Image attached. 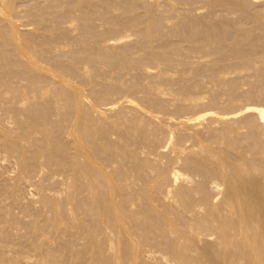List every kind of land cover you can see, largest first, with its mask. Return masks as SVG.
Returning a JSON list of instances; mask_svg holds the SVG:
<instances>
[{
  "label": "rangeland",
  "instance_id": "374dc122",
  "mask_svg": "<svg viewBox=\"0 0 264 264\" xmlns=\"http://www.w3.org/2000/svg\"><path fill=\"white\" fill-rule=\"evenodd\" d=\"M260 108L264 0H0V264H129L151 237L136 264H222L226 201L264 184Z\"/></svg>",
  "mask_w": 264,
  "mask_h": 264
},
{
  "label": "bare ground",
  "instance_id": "6f19581e",
  "mask_svg": "<svg viewBox=\"0 0 264 264\" xmlns=\"http://www.w3.org/2000/svg\"><path fill=\"white\" fill-rule=\"evenodd\" d=\"M259 115H260L262 121L264 122V108H260V109H259ZM193 147H194V146H193ZM185 149H186V147L183 148V150L179 148L178 151H179V150H180V151H181V150H182V151H187V150H185ZM188 149L192 150V148H188ZM194 150L196 151L195 148H194ZM194 150L190 151V153H192ZM180 151H179V152H180ZM195 151H194V152H195ZM198 151H199V150H198ZM209 151H211V150H208L206 153H208ZM188 152H189V151H187V153H188ZM182 153H183V152H182ZM182 153H181V154H182ZM185 153H186V152H185ZM201 153H202V152H201ZM209 153H211V152H209ZM209 153H208V154H209ZM197 154H198V153H197ZM208 154H207V155H208ZM198 155H199V154H198ZM202 155H205V156H206V154H202ZM209 155H210V154H209ZM209 155H208V156H209ZM213 155H214V154L212 153L211 156H213ZM200 156H201V155H200ZM214 156H215V155H214ZM201 157H202V156H201ZM203 157H204V156H203ZM204 158H207V159H208V157H204ZM212 158H213V157H212ZM212 158H211V159H212ZM209 159H210V157H209ZM173 172H175V175H176V171H173ZM173 176H174V173H173ZM176 177H177V176H176ZM173 179H175V177H174ZM192 179H193V178H192ZM175 181H177V180H175ZM214 181H215V180H214ZM215 182H216V181H215ZM217 183H218V182H217ZM263 185H264V184H263ZM263 185H262V188L260 187L259 192H258V190H256V188H254L255 186H254V187H250V188H249V189H250V190H249V193H244V194L247 195L246 199H239V198L237 197L239 200H238L236 203L234 202V203H235V207L233 206V204H232L231 201H229V200L226 201V200H225L226 203L229 202V204L232 205V209H233V210L237 209L236 212H238V210H239V215H238V216H237V213H236V212H233V213H236V214H235V215H236L235 221H237L234 225H233L234 222H233L232 224L229 222L230 225L228 226V222H226V220H227V218L230 216V214H229V216H228V215H225L226 212L224 211L225 213H223V214L225 215V216H224V217H225V222H226L227 224L224 223V222H222V221H223L222 219H218V220H221V222H222V228L220 227L221 230H220V228H219L220 225H219L218 227H216L217 222H216V224H215L214 226H212L213 228L216 227V229L219 228V230H220L219 232L216 230V231H217V234L215 233L216 235H218V238H217V236H216V238H217V240H218L219 243H220L221 241H223V240H226L227 238L229 239L228 243L226 242L227 244L224 243L225 245L228 246L229 249L231 248V246H234L233 242L230 243V241H232V240L234 239V237H233V239L231 238V237H232V230H231V228H234V231L239 232L238 234H240V236H241V237H240V238H241V242H240L241 246H239L238 249H237V250L239 251L238 254H237V251H235V249H234V252H236V254L238 255V256H236L237 258L242 259V260L245 261L247 264H264V186H263ZM213 187H214V186H213ZM246 187H248V186H247V185L244 186L243 189L240 188V189H239L240 192L238 191L237 195H238L239 193L241 194V193L244 191V188H246ZM211 188H212V187H211ZM233 188H234V189H233ZM233 188H232L231 190H232V191H235L236 188H235V187H233ZM114 190H115V189H114ZM114 190H113V192H114ZM213 190H214V189H213ZM229 190H230V189H229ZM237 190H238V189H237ZM216 191H218V190H216ZM232 191H231V194H232ZM219 192H220V191H219ZM229 192H230V191H229ZM236 192H237V191H236ZM236 192H235V195H236ZM168 193H169V192H168ZM217 193H218V192H217ZM217 193H215V194H217ZM229 194H230V193H229ZM233 194H234V193H233ZM240 194H239V195H240ZM164 196H165V195H164ZM164 196H163V197H164ZM170 196H171V195H170ZM215 196H216V195H215ZM217 196H219V195L217 194ZM217 196L215 197L216 199L218 198ZM233 196H234V195H233ZM112 197H113V196H112ZM167 197H168V196H167ZM213 198H214V197H213ZM215 198H214V199H215ZM214 199H213V200H214ZM218 199H219V198H218ZM169 200H170V199H169ZM115 201H116V200H115ZM170 201H172V198H171ZM215 201H216V200H215ZM113 202H114V201H113ZM199 202H200V201H199ZM114 203H115V202H114ZM169 203H170V202H169ZM204 203H205V202H204ZM222 203H225V202H222ZM110 204H111V203H110ZM115 204H116V203H115ZM166 204H167V203H166ZM108 205H109V204H108ZM116 205H117V204H116ZM170 205H172V204H170ZM202 205H203V204H202ZM215 205H216V204H215ZM113 206H114V204H113ZM113 206H112V207H113ZM117 206H119V205H117ZM168 206H169V205H168ZM208 206H210V205H208ZM218 206H220V205H218ZM218 206H217V207H218ZM192 207H193V206H192ZM195 207H196V206H195ZM203 207H204V206H203ZM226 207H227V205H226ZM190 208H191V207H190ZM190 208H189V209H190ZM207 208H208V207H207ZM214 208H216V207H214ZM222 208L224 209V207H222ZM227 208H228V207H227ZM111 209H112V208H111ZM119 209H120V207L117 209V210H118V213H119ZM187 209H188V208H187ZM189 209H188V210H189ZM212 209H213V208H212ZM212 209H211V211H212ZM225 209H226V208H225ZM225 209H224V210H225ZM230 209H231V208H230ZM230 209H229V210L226 209V210H227V211H230ZM115 210H116V207H115ZM115 210H114L113 212H115ZM192 210H194V212L197 214V211H198V210H196V208L194 209V207H193ZM204 210H205V209H204ZM206 210H207V209H206ZM214 210H215V209H214ZM214 210H213L212 212H215ZM216 210H218V208H217ZM199 211H201V210L199 209ZM209 211H210V210H209ZM209 211H208V212H209ZM219 211H221V210L219 209ZM188 212H189V211H188ZM230 212H232V211H230ZM116 213H117V212H116ZM192 213H193V212H192ZM192 213H191V214H192ZM195 213L192 214V215H194V219H192V218L190 217V218L192 219V221H191V222H192L191 227L193 226V227L195 228V229L192 228V230H194V231L197 230V229H196L195 222H193V220H195V216H196ZM206 213H207V212H206ZM209 213H210V215H211V212H209ZM216 213H217V212H216ZM216 213H215V214H216ZM218 213H219V212H218ZM233 213H232V214H233ZM114 214H115V213H114ZM119 214H120V213H119ZM185 214H186V213H185ZM200 214H201V213H200ZM204 214H205V213H204ZM215 214H214V215H215ZM221 214H222V212H221ZM221 214L219 213L220 216H219V215H217V216H219V218H220V217H221ZM227 214H228V213H227ZM188 215H189V214H188ZM201 215H202V214H201ZM201 215H200V216H201ZM233 215H234V214H233ZM203 216H204V215H203ZM217 216H216V217H217ZM226 216H228V217L226 218ZM231 216H232V215H231ZM231 216H230V217H231ZM114 217H115V216H114ZM192 217H193V216H192ZM208 217H210V216H208ZM224 217L222 216L223 219H224ZM119 218L124 219V217H121V216H120V217L118 216V219H119ZM185 218H186V216H185ZM196 218H197V217H196ZM199 218H200V217H199ZM199 218H198V219H199ZM232 218H233V217H232ZM118 219H116V220H118ZM186 219H188V218H186ZM204 219H205V218H204ZM214 219H217V218L214 217ZM228 219H229V218H228ZM116 220H114V221H116ZM182 220L185 221V219H182ZM202 220H203V219H202ZM207 220H208V219H207ZM230 220H231V219H230ZM119 221H120V220H119ZM119 221H117L116 223L121 224L122 221H121V222H119ZM184 221H183V223H184ZM188 221H189V220H188ZM188 221H186V222L188 223ZM199 221H200V219H199ZM215 221H217V220H215ZM191 222H189V223H191ZM200 222H201V221H200ZM202 222H203V221H202ZM218 222H219V221H218ZM231 222H232V221H231ZM122 223H123V222H122ZM179 223H180V222H179ZM205 223H206V222H205ZM207 223L209 224V221H208ZM210 223H211V222H210ZM123 224H124V223H123ZM193 224H194V225H193ZM198 224H199V223H197V225H198ZM219 224H220V223H219ZM236 224H237V227H233V226H236ZM125 225H126V224H125ZM125 225H124V226H125ZM176 225H177V224H176ZM176 225H175V226H176ZM186 225H187V224H186ZM201 225H204V224H201ZM206 225H207V224H206ZM124 226L122 227V224H121L122 229L127 227V226H126V227H124ZM175 226H171V229L173 228V229L175 230V232L177 233V232L179 231L180 228H178V231H176L177 229L174 228ZM184 226H185V225H184ZM210 226H211V225H210ZM225 226L228 227L229 229L225 228ZM113 227H115V226L113 225ZM121 227L119 228V232H121V230H120ZM150 227H151V226H150ZM180 227H181V226H180ZM197 227L199 228L200 226H197ZM203 227H204V226H203ZM208 227H209V226H208ZM212 227H210V229H211ZM107 228L109 229L110 226L107 227ZM116 228H117V227H116ZM148 228H149V227H148ZM169 228H170V227H169ZM169 228L167 227L166 229L169 230ZM182 228H183V227H182ZM184 228H185V227H184ZM187 228H189V226H188V227L186 226L185 230H186ZM128 229H129V228H128ZM128 229H126V231L128 232V235H129L130 232H129ZM150 229H151V228H150ZM173 229H172V231H174ZM208 229H209V228H208ZM114 230H115V229H114ZM136 230H137V229H136ZM147 230H148V229H147ZM189 230L191 231V229H189ZM189 230H188V231H189ZM199 230H200V229H199ZM199 230H197V231H195V232L193 231L194 233L191 231V232H192L191 234H195V235L197 236V239L199 238V237H198V233H197ZM123 231H124V230H123ZM137 231H139V230H137ZM148 231H150V230H148ZM148 231H146V232H148ZM166 231H167V230H166ZM172 231H171V232H172ZM181 231H182V230H181ZM190 231H189V232H190ZM202 231H203V230H202ZM202 231H201V233H202ZM211 231H212V230H211ZM211 231H209V235H208V232H207L206 234H207L208 236H211V235H210V232H211ZM214 231H215V230H214ZM109 232H110V231H109ZM109 232H107V233H109ZM119 232H118V233H119ZM131 232H132V231H131ZM146 232H145L144 234H146ZM153 232H154V231H153ZM167 232H168V231H167ZM182 232H184V230H183ZM189 232H188V233H189ZM199 232H200V231H199ZM203 232H204V234H205L206 231H203ZM212 232H213V231H212ZM105 233H106V232H105ZM121 233L123 234V232H121ZM125 233H126V232H124V234H125ZM135 233H136V232H135ZM151 233H152V231H151ZM151 233L149 234V236L151 235ZM176 233H174V234H176ZM179 233H180V232H179ZM186 233H187V232H186ZM196 233H197V234H196ZM201 233H199V234L201 235ZM213 233H214V232H213ZM218 233H219V234H218ZM230 233H231V235H230ZM109 234H111V233H109ZM113 234H114V233H113ZM124 234H123V235H124ZM133 234H134V233H133ZM136 234H138V233H136ZM139 234H140V232H139ZM141 234H142V233H141ZM174 234H173V235H174ZM184 234H185V233H183V235H184ZM191 234H189V235H186V234H185V235L188 236L189 240L191 239L190 242H191L192 245H191V244H189V245L192 246V247H190L189 250H190V251H193L192 253H194V255L196 254L195 256H197V253H202L205 249L208 248L207 245H204V244H207V243L209 242V244L211 245V243H210L211 239H210V238H209L210 240L207 241V243H206V240H208V239H207L208 236L206 237L204 234H202V235H204V236L206 237V238H205L206 240H204V241H199V240H198V242H197V241H196L197 239L195 240V237H196V236H195V235L192 236ZM234 234H236V233H233V235H234ZM123 235H122L121 238L124 237ZM126 235H127V234H126ZM126 235H125V236H126ZM156 235H157V234H156ZM178 235H179L180 239H182V238H181V236L183 237L182 233H181V234H178ZM180 235H181V236H180ZM185 235H184V236H185ZM212 235H214V234H212ZM114 236H115V235H114ZM129 236H131V234H130ZM132 236H133V235H132ZM136 236H139V235H136ZM159 236H160V235H159ZM159 236H158V237H159ZM189 236H190V237H189ZM235 236H236V235H235ZM110 237H113V236L110 235ZM126 237H127V236H126ZM126 237H125V238H126ZM133 237H134V236H133ZM140 237H143V236H140ZM144 237H146V235H145ZM153 237H154V236H153ZM174 237H176V236H173V240L175 239ZM179 237L177 236L176 239H178ZM202 237H203V236H201V238H202ZM237 237H239V236L237 235ZM106 238H107V237H106ZM129 238H130V237H129ZM131 238H132V237H131ZM137 238H138V237H137ZM146 238H148V235H147ZM149 238H150V237H149ZM188 238H187V237H186V238L184 237L183 239H185V241L187 240V241H186L187 243H190V242H188ZM201 238H199V239H201ZM127 239H128V237H127ZM132 239L137 240V239H135V238H132ZM143 239H144V238H142V241H143ZM151 239H152V237H151ZM151 239L148 240V241H150L149 243H151V247H147L148 245L150 246V244H148V245H145L146 248H145V247L143 248V246H144L145 243L142 244V242H141V243H139L140 246L142 245V248H140V249H139V248H135V247H133V246H132V245H133V243H132L133 240L129 239V241L131 240V244H132L131 246H132V248H133V249H134V248L136 249V250L134 249L135 251H134L133 254H132L133 251L130 252V251H126V250H125V252H124V254H125V253L127 254V252H130V253L132 254V255H130V253H129V256H131V260L129 259V260H130L129 264H136V263H139L140 261L142 262L141 259H142V258H145V257H146V259H147V255H151V254H152V252H151V251H153L152 247H153V248L155 247L154 249H155V250L157 249L156 251H158V248H157L158 246L160 247V250H161V248H162V250H163V249L166 250V248L168 249L169 244H165V245H168V246L166 247V246L164 245V247H165V248H164V247H163L164 242H163V244L161 243V246H160V245L156 246V244H158V243L156 242L158 239H157L156 241H155V240H152V242L155 241V245H154V243H153L154 246H152ZM154 239H155V237H154ZM161 239H162V237H161ZM171 239H172V237L170 236V241H173V240H171ZM202 239H204V237H203ZM238 239H239V238H238ZM108 240H109V237H108ZM110 240H111V242H112V240H114V239L111 238ZM122 240H124V238H123ZM144 240H145V239H144ZM126 241H127V240H126ZM126 241H125V242H126ZM137 241L139 242V240H137ZM137 241H135V242L137 243ZM145 241H146V240H145ZM158 241H159V240H158ZM165 241H166V240H165ZM170 241H169V242H170ZM178 241H179V240H177L176 242L178 243ZM239 241H240V240H239ZM109 242H110V241H109ZM117 242H118V241H117ZM127 242H128V241H127ZM127 242H126V243H127ZM133 242H134V241H133ZM135 242H134V243H135ZM167 242H168V241H167ZM169 242H168V243H169ZM174 242H175V241H174ZM176 242H175V243H176ZM179 242H180V241H179ZM181 242H182V240H181ZM181 242H180V244H182ZM186 242H183V244H184V246H185V247L183 246V248H184L185 250L188 249V248H186V246H188V245H185ZM202 242H205V243L203 244ZM223 242H224V241H223ZM223 242H221V243H223ZM234 242H237V241L234 239ZM113 243H114V242H113ZM136 243L134 244V246L136 245ZM147 243H148V242H146V244H147ZM170 243H171V242H170ZM187 243H186V244H187ZM200 243H202V245H203L204 247H205V246L207 247V248H202V252L199 251L200 247H199V249H198V247H197V246H199ZM114 244H115V243H114ZM127 244H128V243H127ZM137 244H138V243H137ZM178 244H179V243H178ZM178 244L174 245L175 248L180 247V244H179L178 247H176ZM183 244H182V245H183ZM230 244H232V245H230ZM238 244H239V243H237V246H238ZM115 245H116V244H115ZM139 245H138V246H139ZM182 245H181V247H182ZM229 245H230V246H229ZM111 246H112V245H111ZM119 246H120V245H119ZM123 246H124V243H123ZM123 246H122V247H123ZM126 246H127V245H126ZM126 246H125V247H126ZM131 246H129V248H130ZM140 246H139V247H140ZM171 246L174 247V246H173V242H172V244H170V247H171ZM208 246H209V245H208ZM195 247H197L198 250H197ZM210 247H212V245H211ZM220 247H221V245H220ZM220 247H219V248H220ZM235 247H236V246H235ZM235 247H234V248H235ZM109 248L111 249V247H109ZM109 248H107V249H109ZM113 248H114V247H112V249H113ZM127 248H128V247H127ZM127 248H125V249H127ZM183 248H182V249L179 248V249H181V251H182ZM191 248H194V250H197V251H199V252L196 253V252H195L193 249H191ZM219 248H218V249H219ZM222 248H223V246H222ZM222 248H221V249H222ZM225 248H227V247L225 246ZM236 248H237V247H236ZM169 249H170V248H169ZM208 249L212 252V249H211V248H208ZM221 249H220V250H221ZM239 249H241V250H239ZM128 250H129V249H128ZM160 250H159V251H160ZM162 250L160 251L161 254H162ZM176 250H177V249H176ZM185 250H183V251H185ZM209 250H208V252L205 250L206 253H210ZM224 250H226V249H224ZM224 250L222 249V251H224ZM156 251H155V253H156ZM159 251H158V252H159ZM166 251H167V250H166ZM168 251H171V249L168 250ZM172 251H173V248H172ZM172 251H171V252H172ZM205 251H204V252H205ZM215 251H216V250H215ZM228 251H231V249H230V250L227 249V252H228ZM232 251H233V249H232ZM113 252H114V251H113ZM158 252H157V254H159ZM164 252H165V251H164ZM173 252H174V251H173ZM173 252H172V253H173ZM176 252H179V254H177V256L175 255ZM176 252H174V255H175L176 257L174 258V255L172 254L173 257H171V258H173V259L169 258V260H170V261H171V260H172V261L175 260V262H176L177 264H182V263L185 261V259L189 256V255H187V254H188L187 252H189L188 250L184 252V254H186L185 259H184V257H183V256H185V255L183 254V252L181 253L180 250H178V251H176ZM204 252H203V254H204ZM224 252H225V251H224ZM227 252H225V253H226V256H227ZM189 253H190V252H189ZM206 253H205V254H206ZM213 253H214V252H213ZM220 253H221V251H220ZM228 253H230V255H232L233 252H228ZM108 254H109V253H108ZM111 254H112V253H111ZM111 254H110V255H111ZM115 254H116V253H115ZM122 254H123V252H122ZM144 254H146V256H144ZM164 254L166 255V253H163V255H164ZM169 254H170V253H169ZM182 254H183V255H182ZM210 254H211V253H210ZM216 254H217V253H216ZM233 254H235V253H233ZM236 254H235V255H236ZM110 255H109V256H110ZM127 255H128V254H127ZM152 255H153V254H152ZM194 255L192 254V256H194ZM206 255H207V254H206ZM206 255H204V256L207 257V259H208V257L211 256V255H208V256H206ZM217 255H218V256H221L222 253H221L220 255H219V253H218ZM224 255H225V254H224ZM230 255H229V256H230ZM109 256H108V257H109ZM155 256H156V254H154V257H155ZM157 256H160V255H157ZM168 256H171V255H168V254H167V257H168ZM190 256H191V253H190ZM195 256H194V257H195ZM199 256L202 257V254L199 255ZM214 256H215V255H214ZM218 256H217V257H218ZM226 256L223 257V259H224V258H228V256H227V257H226ZM232 256H234V255H232ZM232 256H231L230 258H231L232 260H235V261H236V260H237L236 257L234 256V259H233ZM148 257H149V256H148ZM150 257H151V256H150ZM150 257H149V258H150ZM200 257H199V258H200ZM120 258H122V257L120 256ZM125 258H128V257L125 255V257L122 258V259H125ZM159 258H160V257H159ZM191 258H192V257H191ZM210 258H212V260L214 261V258H213L212 256H211ZM210 258H209L208 260H210ZM146 259H145V260H146ZM152 259H153V258H152ZM152 259H151V261H152ZM156 259H157V258L155 257V261H159V259H158V260H156ZM160 259H162V257H161ZM163 259L165 260V257H163ZM187 259H188V260H187ZM187 259H186V260H187V261H186L187 264L190 263L191 261H195V260H196L195 258H193V260H192V259L189 260L190 257L187 258ZM197 259H198V256H197ZM203 259H204V257H203ZM207 259H204V260H206L205 262L208 261ZM215 259H216V256H215ZM223 259H222V264H223V262L225 263V262L228 261L227 259H225L226 261H224ZM228 259H229V258H228ZM239 259H238L237 261H238V262H241L242 260L239 261ZM115 260H117V259L115 258ZM148 260H150V259H148ZM167 260H168V259H167ZM167 260H165V261L168 262ZM199 260H201V258H200ZM212 260H210L211 263L213 262ZM219 260H220V259H219ZM118 261H119V260H118ZM126 261H128V259H127ZM155 261H154V263H155ZM161 261H163V260H161ZM161 261H159V262L162 263ZM201 261H202V260H201ZM217 261H218V260H217ZM230 261H231V260H229V262H230ZM243 261H242V262H243ZM124 262H125V261H124ZM124 262L122 261V264H123ZM143 262H144V260H143ZM145 262H146V261H145ZM159 262H156V264H157V263L159 264ZM166 262H165V263H166ZM175 262H170V264H171V263H175ZM195 262H197V260H196ZM195 262H194V263H195ZM198 262H199V261H198ZM202 262H203V264H205L204 261H202ZM232 262H233V264H235L234 261H232ZM232 262H231V263H232ZM238 262H236V263L239 264ZM245 262H243V263L245 264ZM118 263H120V262H117V264H118ZM165 263H164V261H163V264H165ZM207 263H208V262H207ZM207 263H206V264H207ZM211 263H209V264H211ZM217 263H218V262H217ZM112 264H113V262H112ZM140 264H141V263H140ZM142 264H145V263H142ZM148 264H149V262H148ZM150 264H151V263H150ZM166 264H167V263H166ZM185 264H186V263H185ZM191 264H192V263H191ZM214 264H215V263H214ZM220 264H221V263H220ZM226 264H227V263H226ZM229 264H230V263H229Z\"/></svg>",
  "mask_w": 264,
  "mask_h": 264
}]
</instances>
